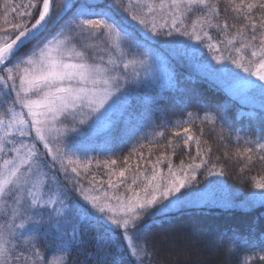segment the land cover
Instances as JSON below:
<instances>
[{
	"label": "snow or ice",
	"instance_id": "obj_1",
	"mask_svg": "<svg viewBox=\"0 0 264 264\" xmlns=\"http://www.w3.org/2000/svg\"><path fill=\"white\" fill-rule=\"evenodd\" d=\"M9 3L4 10L8 26H0V264H69L93 230L96 264H110L108 250L122 244L132 264H152L144 218L183 208L209 184L222 183L195 186L205 168L211 177H223L225 171L217 170L220 157L212 161L204 128L193 131L197 120L214 127L219 121L220 139H230L222 109L198 102L203 115L187 112L180 122L187 126L174 137L185 149L195 145L187 162L174 165L170 156H161L149 175L139 164L133 171L128 159L118 171L117 160L104 161L111 169L108 188L124 185L126 194H95L102 182L94 176L85 186L92 161L82 162L77 154L87 157L94 147L84 129L98 122L108 127L113 116L128 111L140 88H151L157 96L175 89L173 60L194 65L202 78L244 103L264 102V0ZM214 32L223 38L214 39ZM189 102L186 95L178 99L185 107ZM132 131L129 120L125 132ZM245 145L237 153L242 178L250 165L264 163V134ZM166 147L173 148L172 139ZM225 157L230 158L227 152ZM165 161L166 173L159 168ZM253 186L264 195V178L254 179ZM240 203L251 207L256 202ZM225 242L228 254L239 256L237 264H264V230L256 238L233 232Z\"/></svg>",
	"mask_w": 264,
	"mask_h": 264
},
{
	"label": "trees",
	"instance_id": "obj_2",
	"mask_svg": "<svg viewBox=\"0 0 264 264\" xmlns=\"http://www.w3.org/2000/svg\"><path fill=\"white\" fill-rule=\"evenodd\" d=\"M6 3H9V0H0V26L3 27L8 26L4 19ZM27 3L28 0H10L9 6ZM20 10L23 11V8ZM14 16V13L9 14L8 20L12 21ZM213 37L214 39L223 38L215 32ZM18 63L19 59L13 61V64ZM170 70L175 73L177 80L175 89L165 88L157 96L151 88H140L132 96L128 111L123 116H113L108 127L94 129L95 125H93L89 131L85 127V135L94 147V150L88 152L87 157L77 154L82 162H87L88 158L92 161L84 180L85 186L88 187V180L94 176L96 181L102 182L95 185L99 189V192L95 194L100 196L105 193L109 196L126 194L124 185H121L118 190L108 188V173L111 169L103 166L106 160H117L116 170L118 171L123 166V161L128 159L133 171L139 164L149 175L152 165L161 156H170L174 165H178L181 160L187 162L188 153L183 147L182 139L174 137L176 131H181L183 126H187L180 122L187 112H198L199 115H203L197 107L198 102L213 109L219 106L222 109L220 116L225 125L232 129L230 139H220L219 121L214 127L201 125L197 120L193 131L199 134V129L204 128L203 139L212 149V161L216 162V158L220 157L217 170L223 168L225 175L223 177L207 176L208 169L205 168L198 174V184L195 186L205 185L209 180H221L222 183L209 184L196 200L183 208L173 209L165 215L146 216L143 221V230L147 233L154 254L152 264H191L201 255L192 253L190 249L197 251L201 247L204 248V245L207 248L206 244L210 245L209 238L214 239V247L212 246L214 253L217 252L222 258L226 257L227 264H237L239 256L228 254L225 237L233 232H239L245 237L256 238L261 230H264V204L260 203L264 200V195L259 193L262 190L253 186L254 179L264 178V163L257 161L250 165L242 178L240 168L243 161L237 155L238 151H242L246 146V140H255L264 134V127L261 125L262 108H251L233 99L220 85L202 78L195 66L187 61L173 60ZM185 95L191 99L186 107L178 103V99ZM2 98L0 93V99ZM129 120L134 125V131L126 133L125 129ZM161 131L165 135L157 136L156 133ZM169 139L173 140V148L166 147ZM225 152L230 158L225 157ZM73 159L75 160L76 157ZM159 168L162 172H167V161L161 163ZM131 175L132 173L129 172L128 176L131 177ZM127 183L131 184V179ZM228 197L235 202L225 203ZM247 199L254 200L256 202L254 206L248 207L240 203ZM94 235L95 230L85 236V239L89 240L88 245L74 251L69 264H96L97 249L93 247L94 242L91 241ZM183 240H186L185 244L190 241L194 243L187 248L183 246ZM108 251L112 253L107 256L110 264L112 262L132 264L133 258L123 244L118 249L110 248ZM233 251L235 252V249ZM213 264L222 263L216 260Z\"/></svg>",
	"mask_w": 264,
	"mask_h": 264
},
{
	"label": "rangeland",
	"instance_id": "obj_3",
	"mask_svg": "<svg viewBox=\"0 0 264 264\" xmlns=\"http://www.w3.org/2000/svg\"><path fill=\"white\" fill-rule=\"evenodd\" d=\"M157 2H158V0H157ZM203 53H204V56L205 57H207L208 59H211V53L208 51V49L207 48H204L203 49ZM224 90H226L222 85H220ZM226 92L228 93V91L226 90ZM229 94V93H228ZM230 95V94H229ZM230 97H232L233 99H237L241 104L243 103V104H245L246 106H248V107H251V108H254V107H256V108H262V109H264V107H262V106H264V102H261L260 100H256L254 103H244L243 101H241L239 98H237V97H235V96H232V95H230ZM102 127H104L103 126V124L102 123H97V124H95V127H93L94 129H97V128H102ZM186 151H187V153L189 152V151H191V153L192 154H194L195 153V145H193L192 146V148L191 149H186ZM166 173V172H165ZM189 239V238H188ZM210 239V242H208V243H210V245H208V244H206V247L207 248H205V245L203 246L204 248H200V249H197V251L196 250H193V248L192 249H190V251H192V253H194V254H200L201 256H198V257H196V259H194L193 261H192V263L191 264H213V262H216V260H218V262H220V263H222V264H227L228 263V259L225 257V258H222L220 255H218V253L216 252V253H214L213 252V250H212V246H213V238H209ZM185 241L186 240H183L182 242H183V246H185V247H190L191 246V244L192 243H194V242H188L187 244H185ZM181 242V243H182ZM199 243H200V241H199ZM214 247V246H213ZM210 249V250H209ZM199 250V251H198ZM206 252H205V251ZM196 251V252H195ZM177 253V252H176ZM178 254V253H177ZM198 254V255H199ZM208 254V255H207ZM207 255V256H206ZM185 257H187V255L185 254ZM182 258V257H181ZM50 259H55V257H53V256H50ZM183 260V259H182Z\"/></svg>",
	"mask_w": 264,
	"mask_h": 264
}]
</instances>
